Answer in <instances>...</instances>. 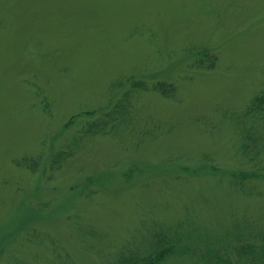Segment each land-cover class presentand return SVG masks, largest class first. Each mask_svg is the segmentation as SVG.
<instances>
[{
  "label": "rangeland",
  "instance_id": "rangeland-1",
  "mask_svg": "<svg viewBox=\"0 0 264 264\" xmlns=\"http://www.w3.org/2000/svg\"><path fill=\"white\" fill-rule=\"evenodd\" d=\"M131 75L176 97L141 91L133 132L64 127ZM262 90L264 0H0V264H101L156 221L201 247L264 232V179L245 195L227 174L249 166L235 117Z\"/></svg>",
  "mask_w": 264,
  "mask_h": 264
},
{
  "label": "trees",
  "instance_id": "trees-1",
  "mask_svg": "<svg viewBox=\"0 0 264 264\" xmlns=\"http://www.w3.org/2000/svg\"><path fill=\"white\" fill-rule=\"evenodd\" d=\"M195 60L197 67L212 69L217 55L201 49ZM110 86L111 97L106 106L72 114L64 127L68 128L76 117L86 116L89 119L81 127L80 138L93 134H117L122 129L133 132L143 126L141 112L136 106L141 91L152 90L169 98H175L177 94L174 83L156 76L142 79L131 75L115 80ZM119 88L123 89L120 91ZM235 119L240 136L238 149L249 166L228 172L230 184L245 195L258 194L255 186L264 179V90L253 95ZM146 131L142 133L147 134ZM64 153L55 154L53 162L60 163V156ZM186 171L188 168L182 172L188 173ZM128 174L129 171L125 175ZM251 223L249 221L246 227L237 224L221 240H207L201 247L190 242L191 233L182 222L170 225L156 221L149 225L147 236H140L138 242L122 245L101 264H163L179 257L193 258L191 264H264V232L258 224L249 228Z\"/></svg>",
  "mask_w": 264,
  "mask_h": 264
}]
</instances>
